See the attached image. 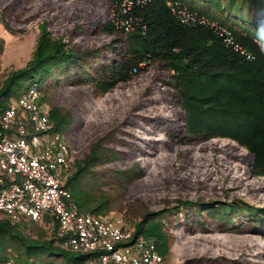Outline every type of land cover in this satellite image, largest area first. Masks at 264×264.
Instances as JSON below:
<instances>
[{
  "label": "rangeland",
  "instance_id": "1",
  "mask_svg": "<svg viewBox=\"0 0 264 264\" xmlns=\"http://www.w3.org/2000/svg\"><path fill=\"white\" fill-rule=\"evenodd\" d=\"M113 14L109 0H0L2 77L27 64L42 23L78 49H100V61L115 55V45L122 47L114 42L117 34L103 30ZM30 82L18 80L12 93L26 90ZM42 96L48 107L57 105L73 114L64 133L72 164L88 157L97 143L105 151L103 162L80 175L86 194L105 191L113 201L108 213L123 215L132 227L147 212H167L162 216L169 243L163 254L166 264H191L197 255H211L224 243L233 245L231 234L246 232L247 226L254 227L249 230L253 240L264 244V175L254 173L253 155L229 137L189 135L180 95L161 63L103 94L89 82L64 79ZM129 146L132 156L127 155ZM220 203L235 208L226 217L212 214ZM246 205L259 214H251ZM226 226L229 230L221 229ZM203 238L220 244L212 249ZM252 253L238 259L244 262Z\"/></svg>",
  "mask_w": 264,
  "mask_h": 264
},
{
  "label": "trees",
  "instance_id": "2",
  "mask_svg": "<svg viewBox=\"0 0 264 264\" xmlns=\"http://www.w3.org/2000/svg\"><path fill=\"white\" fill-rule=\"evenodd\" d=\"M109 1L114 14L103 30L117 34L114 42L122 47L115 45V55L100 61L104 57L100 49H78L42 23L27 64L2 77L0 108L22 92L12 93L20 79L37 82L41 91L64 79L89 82L103 94L159 62L171 73L180 95L188 134L236 140L253 155L254 173L264 175V0ZM49 111L53 128L65 133L72 112L57 105ZM100 146L97 143L88 157L73 162L67 183L79 209L107 214L113 208L111 196L103 190L90 196L80 183L81 174L92 172L106 158ZM234 208L220 203L212 214L226 217ZM246 208L259 214L250 205ZM166 213L147 212L133 226L136 235L152 237L162 254L169 250L162 221ZM39 222L31 217L14 221L0 214L2 264H89L91 253L62 246L53 215L43 219L53 233Z\"/></svg>",
  "mask_w": 264,
  "mask_h": 264
},
{
  "label": "built area",
  "instance_id": "3",
  "mask_svg": "<svg viewBox=\"0 0 264 264\" xmlns=\"http://www.w3.org/2000/svg\"><path fill=\"white\" fill-rule=\"evenodd\" d=\"M41 96L33 82L0 108V214L14 221L53 215L62 246L91 253L89 264H166L156 241L136 235L123 215L77 207L67 183L72 149L64 133L53 128Z\"/></svg>",
  "mask_w": 264,
  "mask_h": 264
},
{
  "label": "bare ground",
  "instance_id": "4",
  "mask_svg": "<svg viewBox=\"0 0 264 264\" xmlns=\"http://www.w3.org/2000/svg\"><path fill=\"white\" fill-rule=\"evenodd\" d=\"M133 148L129 146V149L127 151V155H133L134 151ZM222 230H229V227H222ZM240 228H235L234 230H237ZM249 230H254V227L247 226L246 232L236 233L235 235L231 234V237L236 241L235 244H222V246L217 247L213 251V254H209L207 252L206 254H201L195 256V259H191V264H257L258 257L263 256L264 257V244L260 241H254L251 234H249ZM248 231V232H247ZM230 236V235H229ZM211 242L209 245L212 249L213 246L220 244L215 239L211 238H203ZM228 241V240H227ZM193 242V241H192ZM194 242H197V239H195ZM230 245V246H229ZM258 245V246H256ZM208 246V247H209ZM197 246H195L193 249H195ZM209 249V248H208ZM253 251V256L251 257H245L244 262L240 261L238 257H240L242 254L251 253ZM251 255V254H250ZM259 264H264V260H260Z\"/></svg>",
  "mask_w": 264,
  "mask_h": 264
}]
</instances>
